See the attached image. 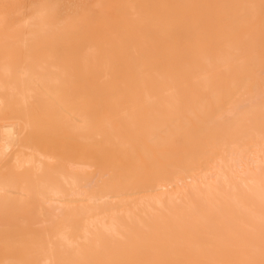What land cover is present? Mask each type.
I'll use <instances>...</instances> for the list:
<instances>
[{"label":"bare ground","instance_id":"6f19581e","mask_svg":"<svg viewBox=\"0 0 264 264\" xmlns=\"http://www.w3.org/2000/svg\"><path fill=\"white\" fill-rule=\"evenodd\" d=\"M0 264H264V0H0Z\"/></svg>","mask_w":264,"mask_h":264},{"label":"rangeland","instance_id":"374dc122","mask_svg":"<svg viewBox=\"0 0 264 264\" xmlns=\"http://www.w3.org/2000/svg\"><path fill=\"white\" fill-rule=\"evenodd\" d=\"M68 11H70V10H68ZM11 18H14V15H12Z\"/></svg>","mask_w":264,"mask_h":264}]
</instances>
